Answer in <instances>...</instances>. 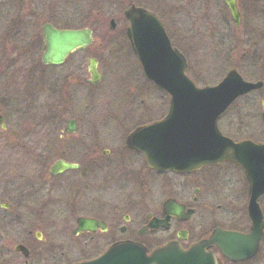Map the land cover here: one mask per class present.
I'll return each mask as SVG.
<instances>
[{
    "label": "flooded vegetation",
    "instance_id": "obj_1",
    "mask_svg": "<svg viewBox=\"0 0 264 264\" xmlns=\"http://www.w3.org/2000/svg\"><path fill=\"white\" fill-rule=\"evenodd\" d=\"M3 1L5 7L7 3L11 6L13 2H18ZM22 2H33L35 9L0 10V19L1 16L7 18L5 32L0 34V50L2 46L4 49L10 47L9 40L13 37L20 38V46L26 41L23 37L29 36L33 56L21 61L0 58V264H74L92 259L109 245L123 240L143 243L149 250L177 242L187 250L211 237L218 229L250 233L253 224L248 216V183L243 171L237 166L222 163L189 173L159 174L148 167L142 153L128 144L129 136L138 128L164 119L169 112L170 98L147 80L127 36L129 21L125 11L129 6L134 4L152 11L164 24L157 12L135 3L123 11V0H104L91 12V16L86 17L85 25L61 28L58 25V0ZM247 2V12H258V16L264 17V0ZM238 7L243 20L239 0ZM249 22L247 25H253ZM45 26L56 30H89L92 44L72 52L61 65L45 64ZM13 28H17V32L11 36ZM252 33L254 30L246 29V37H249L251 44ZM259 33L260 36L264 35V32ZM167 34L171 40L168 31ZM259 43L263 44L264 41ZM172 45L179 49L173 42ZM124 61L133 64L132 79L138 84V88L126 91L127 102L134 107H129L131 112L126 117L128 126L124 124L120 130L118 128L121 132L117 134V141L103 140L100 138V126L103 124L99 128L96 125L105 115H112L113 112H109L112 109L102 107L91 113L89 107L77 108L76 99L70 93L72 89L83 93L107 85L110 81L106 80L105 73L108 71L110 76L115 73L117 76L119 66ZM69 62L73 69L69 68L71 75L67 84V79L65 82L61 80L60 67ZM92 63L95 64L98 76L95 84L91 83ZM36 70L41 75L40 92L46 93L42 100L47 105L45 108L42 105L36 108L38 112L44 113L42 117L47 122L30 126L13 123L10 78L18 73L27 77ZM143 81L148 82L150 87H146ZM101 98L103 96H97L96 99ZM66 113L71 118H65ZM226 114L229 116L230 127L236 131L240 128H246L247 131L251 123L256 122L264 135V95L261 90L237 99ZM157 115L160 116L157 118ZM241 131L245 134L231 137L236 141H262L245 130ZM34 135L38 139L31 138ZM35 141L44 144L43 151L38 150L40 147L30 149ZM46 146L51 147L50 153L54 156L48 170L47 162L51 159L49 154L44 153ZM13 151L22 163L18 172L11 169ZM28 162L36 163L34 171L28 168ZM58 162L68 163L72 168L53 175L51 168ZM17 179L23 199L26 200L21 209L23 215L27 216L24 221L12 220L5 214L11 211L12 206L4 201L10 195L13 180ZM48 185L54 191L58 208L64 207V210L58 211L59 226L73 227L69 238L73 242H84L83 247L88 254L81 260L62 263L56 253L55 243L50 245L51 249L46 253L41 246L46 237L43 233L45 227L38 217L39 210H36L33 218H29L30 208L27 204L30 190L33 195H37ZM92 187H95V191ZM259 206L263 215V237L257 253L247 261L233 263L223 257L218 247H213L211 251L219 264H258L264 260V195L259 199ZM81 219L95 220L96 228L81 230ZM108 238L110 243L105 249L92 253L93 247L102 248Z\"/></svg>",
    "mask_w": 264,
    "mask_h": 264
},
{
    "label": "water",
    "instance_id": "obj_2",
    "mask_svg": "<svg viewBox=\"0 0 264 264\" xmlns=\"http://www.w3.org/2000/svg\"><path fill=\"white\" fill-rule=\"evenodd\" d=\"M233 21L239 27L241 16L237 0H223ZM129 21L128 37L146 77L170 97L166 118L137 129L128 138L131 148L141 152L150 168L158 173L191 172L206 165L231 162L245 172L249 183V218L253 227L249 234L217 230L210 239L183 250L173 242L152 252L136 242H118L91 261L76 264H218L208 250L219 247L232 262L252 258L263 237V215L259 198L264 195V144L252 141L234 142L218 128V121L233 102L247 93L261 89L262 82L245 81L231 70L220 84L199 88L188 77L186 58L171 45L161 21L153 13L135 6L125 12ZM45 64H62L77 49L91 45L89 30H56L44 27ZM93 81H98L95 64L91 65ZM58 162L51 174L71 169ZM81 230L95 229L97 222L79 221Z\"/></svg>",
    "mask_w": 264,
    "mask_h": 264
},
{
    "label": "rangeland",
    "instance_id": "obj_3",
    "mask_svg": "<svg viewBox=\"0 0 264 264\" xmlns=\"http://www.w3.org/2000/svg\"><path fill=\"white\" fill-rule=\"evenodd\" d=\"M101 1L104 0H58V25L61 28L80 24L85 25L87 22L86 17H89L91 12L97 8ZM247 1L249 0H239L243 16L239 29L233 24L229 12L222 0H123V11L130 4L135 3L137 5L146 6L157 12L171 36V41L181 49L187 57L189 77L197 86L203 87L206 85H217L226 74L234 68L248 81H264V43H259L264 41V35H259V32H264V17L258 16V12H252V14L247 12ZM7 4L8 6L5 7V2L1 0L0 10L5 11L7 8L16 11L21 9H35L33 2L25 4L22 0L13 2L11 6H9V3ZM248 22L253 23V25H247ZM6 26L7 18L1 16L0 34L5 32ZM246 29L249 31L254 30V33H252V44L250 43L251 41H249V37H246ZM16 32L17 28H13L11 36ZM255 33L256 35H254ZM23 38L26 41L20 46H18L20 38H11L9 40L10 47L6 49H4V46L1 47L0 58L7 57L20 61L32 58V41L29 39V36ZM2 44L4 45V42ZM70 64L71 62L60 67L61 80L65 82L67 79V84L69 83V76L71 75L69 71ZM70 69L72 70L73 67ZM118 71L117 76L115 75L116 73L110 76L107 71L105 77L106 80L110 82L99 89H94L92 91L86 90L83 91V93H77L72 89L73 92L70 93V95L76 99L75 107L77 108L84 109L89 107L91 113L102 107H109L112 109L109 110V112L112 111L113 114L105 115L96 125V128H99V125L103 124L100 126V138L103 140L116 139L115 141H117V134L121 132L119 130L124 124L128 126L126 117L128 113L131 112L129 107H134L133 104H128V96H126V91L130 92L138 88V84H136L134 78L132 79V73L134 72L133 64L129 61H124V63L119 66ZM40 77V73L36 70L27 77H25V74L22 75V73H18L13 74V77L10 78L9 91L13 96L11 120L13 123L28 124L30 126L36 123L40 124L47 122V120H44L45 118L42 117L44 113L38 112L39 106L42 105L44 108L47 106L42 100L46 93L40 92ZM143 84L146 87H150L148 82L146 83L143 81ZM261 91L264 95V87ZM97 96H103V98L96 99ZM37 106L38 108H36ZM159 116L157 115V118ZM65 118L69 119L71 117L66 113ZM66 122L67 119H65L64 123L66 124ZM260 128L258 123L253 122L250 125V129L247 128V131L246 128H240L236 131L234 128L230 127L228 117H225L220 123V129L226 135H243L245 133L241 130H245L252 137L264 141V135L260 132ZM37 137L38 136L34 135L31 138L38 139ZM33 144L34 145L30 147L31 150H35L36 147H40L38 149L39 151L44 150V144L36 143V141ZM50 152L51 147L46 146L44 153L49 154V159H53L54 156ZM34 153H37V151H34ZM12 154L11 169L13 172H18L21 169L22 163L17 160L15 156V154H17L16 152L13 151ZM52 159L47 162V170L52 163ZM28 163L27 166L30 171H34L36 163ZM92 190L95 191V187H92ZM32 192L31 190L29 191L30 197L28 198L27 204V207L30 208L28 210L30 213L29 218H33L36 210H39L38 217L42 220L45 227L43 233L46 237L44 236V240L41 243L45 253L49 252L51 249L50 245L55 243L54 245L57 247L56 253L60 256L62 263H70L87 257L88 253L83 247V240H81V242H73L69 238V232L73 227L59 226L58 219H60V216L58 211L62 210L64 207L61 206V209H59L60 207L58 201L55 200L56 196L52 187L50 185L45 186L37 195L35 193L33 195ZM4 202L12 206L11 211L5 213L9 218L23 221L27 219V216H24L21 210L23 209L22 204L25 203L26 200L23 199V193L18 179L13 180L10 195ZM105 210L108 211V209ZM109 243L110 238H108V242L102 248L96 249L93 247L92 253L105 249ZM222 264L229 263L223 262ZM258 264H264V260Z\"/></svg>",
    "mask_w": 264,
    "mask_h": 264
}]
</instances>
